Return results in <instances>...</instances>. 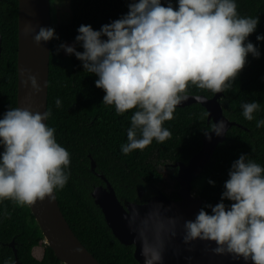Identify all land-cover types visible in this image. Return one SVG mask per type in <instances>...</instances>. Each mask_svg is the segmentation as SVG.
<instances>
[{
    "label": "clouds",
    "instance_id": "clouds-1",
    "mask_svg": "<svg viewBox=\"0 0 264 264\" xmlns=\"http://www.w3.org/2000/svg\"><path fill=\"white\" fill-rule=\"evenodd\" d=\"M126 7L98 28L80 23L74 40L82 50L63 41L57 46L95 74L94 85L103 89L101 101L113 105L117 114L133 109L126 140L119 145L124 154L171 136L163 122L187 99L190 83L222 92L231 87L247 54L260 55L259 45L246 39L258 16L241 15L237 0H175V6L173 0H128ZM55 37L52 26L40 25L32 39L40 43ZM255 39H264V34L257 32ZM28 80L37 91L35 76ZM60 103L57 96L54 104ZM240 108L242 116L252 120L261 105L257 99L241 100ZM49 115V110L20 106L0 113V200L31 205L45 196L52 199L53 189L66 183L69 152L46 122ZM204 115L209 117L208 112ZM255 125H264V117L257 118ZM224 126L225 120L217 119L202 130L207 137L209 130L220 134ZM207 182L215 183L211 178ZM222 184L215 203L204 202L192 218L183 219L181 241L189 248L196 239L213 241L211 247L206 244L213 253H228L245 264L249 260L264 264V166L249 152H240L231 160ZM192 191L198 195L193 187ZM8 215L9 210L0 208V216ZM141 256L143 264L162 260L160 250L147 243L141 244ZM2 264L14 261L7 257Z\"/></svg>",
    "mask_w": 264,
    "mask_h": 264
},
{
    "label": "trees",
    "instance_id": "trees-1",
    "mask_svg": "<svg viewBox=\"0 0 264 264\" xmlns=\"http://www.w3.org/2000/svg\"><path fill=\"white\" fill-rule=\"evenodd\" d=\"M127 3L128 0H70L69 21L58 22L57 37L50 39L47 90L50 115L46 122L54 128L56 140L69 152L68 179L63 187L54 190L70 228L102 264L139 263L132 255L131 246L124 247L113 239L92 202L89 189L102 179L89 169L88 154L96 162L95 170L104 174L116 195L131 200L137 188L147 189L148 182L163 185L167 179L171 180L175 168L170 164L187 162L201 147L202 129L211 126L200 103L176 106L172 118L163 122L171 132L170 137L163 142L153 139L143 149H133L127 154L119 151L120 143L126 140L125 129L133 109L117 114L113 105L101 101L103 89L94 85L95 74L86 72L78 58L66 54L63 48L58 50L57 46L63 41L82 50L74 40L77 26L89 23L98 28L127 11ZM237 11L241 15L258 16L256 28L246 39L259 45L260 55H246L231 87L219 97L223 114L246 128L230 126L226 138L216 145L202 172L193 179V190L210 203L220 198L230 162L240 152H249L252 159L264 166V125L259 128L255 125L257 118L264 117V39H255L257 32L264 34V0H237ZM0 34V113H3L7 107L16 106L17 0L0 1ZM186 91L206 97L214 94L191 83ZM57 96L61 101L59 107L54 104ZM251 99H257L261 108L252 120H246L241 114L240 101ZM162 166L167 168L165 173ZM207 178L215 183L209 184ZM225 203H228L226 198ZM0 208L10 211V215L0 216V264L7 257L14 258L13 248L8 245L12 239L21 264H64L46 244L28 205H16L4 199L0 200Z\"/></svg>",
    "mask_w": 264,
    "mask_h": 264
},
{
    "label": "water",
    "instance_id": "water-1",
    "mask_svg": "<svg viewBox=\"0 0 264 264\" xmlns=\"http://www.w3.org/2000/svg\"><path fill=\"white\" fill-rule=\"evenodd\" d=\"M1 1V0H0ZM54 0H17V91L16 106L28 107L30 110H47V90L50 39L36 43L32 36L40 25L56 28ZM1 44V34H0ZM34 75L39 89L33 91L28 80ZM222 92H215L206 97L202 94H189L177 106L200 103L208 112L207 122L217 119L225 120L220 134L208 131L203 136L200 149L187 162L176 161L175 179L178 183L177 199L164 193L154 194L144 202L121 201L103 173L96 171V162L90 159L89 169L97 174L101 183L93 184L89 193L96 209L102 214L103 221L110 228L112 235L121 243L134 244L133 256L143 264L141 244L147 243L157 247L162 256L160 264H245L242 260H233L228 253L218 254L206 248L213 241L196 239L191 241V248L181 241L182 221L192 218L198 208L205 202L200 195L192 191L193 179L196 178L208 163L216 145L226 138V131L232 125L246 128L244 125L229 120L224 114L219 97ZM138 195L141 190L138 189ZM46 244L52 249L55 257L64 264H102L81 243L66 221L55 190L52 199L45 196L28 205ZM175 217L173 222L170 218ZM173 231L175 235H173ZM8 245L13 248L14 264H21L12 239ZM185 257H191L186 260ZM46 264H52L50 262ZM246 264H252L249 260Z\"/></svg>",
    "mask_w": 264,
    "mask_h": 264
},
{
    "label": "flooded vegetation",
    "instance_id": "flooded-vegetation-1",
    "mask_svg": "<svg viewBox=\"0 0 264 264\" xmlns=\"http://www.w3.org/2000/svg\"><path fill=\"white\" fill-rule=\"evenodd\" d=\"M55 32H57V28H53ZM173 163L170 164V166L172 168H175V173L172 174V178H171V185L168 187L167 186V183L165 184H156V183H152V182H148L147 185V189H143V188H137V191L138 189L141 190V195L139 196L138 195V192H136V196L131 199L130 201H136V202H144L145 199H147L148 197L154 195V194H157V193H165L167 196H169L170 198H173V199H177L178 198V195H177V189H178V183L176 184V179H175V176L177 174V167H174L172 166ZM162 169H163V173H165L167 171V168L166 166H162ZM166 177H168V175L166 174L165 175ZM148 191V193L146 192ZM121 201L123 200H129V199H126V198H120L118 197ZM100 213V212H99ZM101 217H102V214L100 213ZM103 219V217H102ZM106 226V224H105ZM107 227V226H106ZM108 228V227H107ZM111 236L113 237V239H115L116 241H118L111 233V230L110 228H108ZM120 244H122L124 247H129L131 246L132 247V255H133V252H134V244H124V243H121L120 241H118ZM134 257V256H133ZM135 259V258H134Z\"/></svg>",
    "mask_w": 264,
    "mask_h": 264
},
{
    "label": "rangeland",
    "instance_id": "rangeland-1",
    "mask_svg": "<svg viewBox=\"0 0 264 264\" xmlns=\"http://www.w3.org/2000/svg\"><path fill=\"white\" fill-rule=\"evenodd\" d=\"M69 2L70 0H56V2H54L55 11H56L55 17L58 22L65 23L69 21L70 19ZM166 182H167V186L169 187L171 185V181L167 179Z\"/></svg>",
    "mask_w": 264,
    "mask_h": 264
}]
</instances>
